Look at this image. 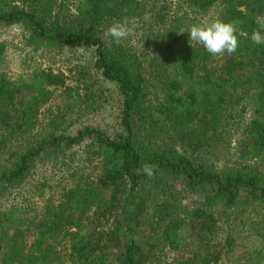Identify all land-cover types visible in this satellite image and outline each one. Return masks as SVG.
I'll return each instance as SVG.
<instances>
[{
  "label": "trees",
  "instance_id": "1",
  "mask_svg": "<svg viewBox=\"0 0 264 264\" xmlns=\"http://www.w3.org/2000/svg\"><path fill=\"white\" fill-rule=\"evenodd\" d=\"M19 1L0 0V26H20L37 48L94 50L123 97L122 132L53 128L30 144L66 78L0 77V196L16 194L0 205V264H264V44L250 40L264 0H183L172 15V0ZM186 13L238 21L236 52L214 57L190 41ZM125 16L147 47L103 38ZM246 109L234 154L215 165Z\"/></svg>",
  "mask_w": 264,
  "mask_h": 264
},
{
  "label": "rangeland",
  "instance_id": "2",
  "mask_svg": "<svg viewBox=\"0 0 264 264\" xmlns=\"http://www.w3.org/2000/svg\"><path fill=\"white\" fill-rule=\"evenodd\" d=\"M14 1L20 5L19 0ZM182 1L170 2L169 6L172 10L170 15L176 10L177 5H182ZM207 22H211L210 15L186 13L182 28L188 33L191 25ZM0 42L5 45L3 59L0 62V77L5 76L11 82H19L28 79L39 70H51L63 74L66 78L65 86L55 89L54 99L40 109L32 139L26 138L23 142L29 139L31 144L34 139L48 134L53 128L58 130V133L66 135H75L84 127L99 129L109 137L122 132L119 118L123 97L117 85L103 79L94 67V50L76 46H67L59 50L37 48L28 42V35L17 25L0 26ZM126 43L136 49L148 46L141 24L136 26L133 35L126 38ZM245 112L242 117H235L238 124L232 127L227 140L223 142V152L218 154V162L214 163L215 165H219L223 157L230 159L234 154L235 144L242 138V126L249 117L247 109ZM53 118L56 120L52 121ZM5 158L6 154L0 156V166L4 164ZM13 192L12 190V194L2 193L0 196L2 209L15 202L16 194ZM200 199L201 195L195 194L185 199L182 205H191V201H200ZM189 235L188 232L182 233L181 244L185 243L186 247L189 245L190 248L193 239L192 235Z\"/></svg>",
  "mask_w": 264,
  "mask_h": 264
},
{
  "label": "clouds",
  "instance_id": "3",
  "mask_svg": "<svg viewBox=\"0 0 264 264\" xmlns=\"http://www.w3.org/2000/svg\"><path fill=\"white\" fill-rule=\"evenodd\" d=\"M237 23L238 21L225 22L217 18L211 22L191 25L188 29L189 40L202 45L214 57L225 54L232 55L239 46ZM138 24L139 20L137 17L125 16L109 25L102 36L119 45L126 38L133 35ZM255 24L256 28L252 30L250 40L255 45H262L264 44V14L256 16ZM138 172L152 179L155 176L156 166L143 163Z\"/></svg>",
  "mask_w": 264,
  "mask_h": 264
}]
</instances>
